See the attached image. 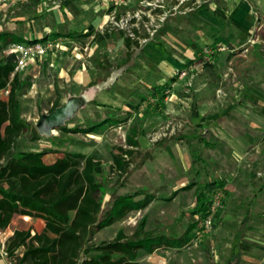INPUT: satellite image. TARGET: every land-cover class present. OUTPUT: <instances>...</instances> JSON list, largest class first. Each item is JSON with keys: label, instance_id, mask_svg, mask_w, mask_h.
I'll return each mask as SVG.
<instances>
[{"label": "rangeland", "instance_id": "obj_1", "mask_svg": "<svg viewBox=\"0 0 264 264\" xmlns=\"http://www.w3.org/2000/svg\"><path fill=\"white\" fill-rule=\"evenodd\" d=\"M65 4L73 19L59 21L54 12ZM81 4H0V31L24 38L41 37L47 28L73 34L59 35L65 37L64 50L19 72L20 117L34 127L56 97L60 105L69 97L84 100L65 123L70 130L55 129L37 140L24 133L16 149L45 151L47 163L65 150L92 154L100 161L96 178L103 207L115 194L137 188L154 193L146 207L93 236L97 244L120 230L130 235L141 220L146 232L170 238L187 233L182 247L139 250V264H234V236L244 220L249 224L240 239L239 264H264V195L253 193L264 179V0H115L106 8L94 0L96 9L86 8L79 22ZM136 14L142 28L126 62L125 47L108 19ZM252 41L260 44L251 49ZM6 52L0 50V58L13 62ZM155 84H170L161 103L148 94ZM109 115L121 121L96 133L71 131ZM133 125L138 151L128 173L118 179L111 153L125 147ZM200 133L211 146L187 141ZM241 137L242 146L237 144ZM193 153L202 160L197 171ZM214 179L227 180L226 192L219 188L203 212L192 214L197 187ZM185 185L191 187L182 189ZM207 215L208 227L198 231Z\"/></svg>", "mask_w": 264, "mask_h": 264}, {"label": "trees", "instance_id": "obj_2", "mask_svg": "<svg viewBox=\"0 0 264 264\" xmlns=\"http://www.w3.org/2000/svg\"><path fill=\"white\" fill-rule=\"evenodd\" d=\"M117 32L124 45L137 42L121 31ZM51 35L60 34L53 32ZM26 40L30 39L11 31H0V50ZM13 69V62L0 58V91L8 88L6 97H0V229H5L15 215L39 218L44 222L40 232L31 234L29 229H15L7 238L5 246L8 252L23 247L18 264H139V250L152 253L161 247L184 246L189 239L187 233L170 238L146 232L143 220L130 235L120 230L109 241L93 242V236L99 230L143 209L156 195L145 188H137L111 196L108 206L103 207L98 198L101 184L96 178L100 161L92 154L65 150L61 156L47 163L43 159L45 151L16 149L24 133L29 132L33 140L41 135L35 126L20 117V79L19 73ZM168 91L169 84H158L151 86L148 92L156 103H161ZM59 100V97L53 100L49 112L60 105ZM120 121V118L109 115L102 122L76 125L71 131L96 133L103 126L116 125ZM56 129L60 132L70 130L65 125ZM137 134L136 126H131L125 147L116 146L111 153L112 169L118 179L128 173L132 156L138 151ZM186 139H197L208 145L201 134L190 135ZM192 157L191 164L197 171V164L202 160L194 153ZM223 186V181L211 180L197 187L196 205L191 213L203 212L211 194ZM190 187L185 185L182 189ZM242 236L240 230L234 236V264H239L238 245Z\"/></svg>", "mask_w": 264, "mask_h": 264}, {"label": "built area", "instance_id": "obj_3", "mask_svg": "<svg viewBox=\"0 0 264 264\" xmlns=\"http://www.w3.org/2000/svg\"><path fill=\"white\" fill-rule=\"evenodd\" d=\"M30 0H0L2 5H21L27 3ZM61 0H53V2ZM115 0H96L97 3H100L102 8H106L109 2ZM136 15H127V16H111L109 20L110 30L121 31L123 35L129 36L131 39H135V35H139V23L136 19ZM64 38L62 36H42L36 39L29 38L30 40L12 43L6 48L7 53H12L14 56L13 72L22 71L29 63H34L36 60H39L45 57L49 53H55L56 51L64 50ZM86 50V48H84ZM184 75V72L181 73ZM8 88L0 91V94L7 95ZM210 223V215H207L202 219V225H199V230H204L208 227ZM0 229V256L4 258L5 264H18L19 258L23 254V247H19L13 250L11 253L8 252L5 246L7 238L3 231ZM31 234H33L31 232Z\"/></svg>", "mask_w": 264, "mask_h": 264}, {"label": "crops", "instance_id": "obj_4", "mask_svg": "<svg viewBox=\"0 0 264 264\" xmlns=\"http://www.w3.org/2000/svg\"><path fill=\"white\" fill-rule=\"evenodd\" d=\"M80 1H82V2H84V4H81V5H79V8H81V10H83V11H81V12H79L80 14H79V16H77V18H76V20L78 21V19H79V22H80V18H84L83 17V15L84 14H82V12H85V10H86V8H92V9H96V7H95V4H94V0H90V2L88 3V2H86L87 0H80ZM42 2V1H41ZM65 7H67L66 6V4L63 6V8L61 9V10H59L58 11V9L59 8H57V10L54 12L55 13V15L58 17V20L59 21H64V20H70V19H73V17H72V15H71V12H69V11H66V9H65ZM84 20V19H83ZM53 32H55L54 31V29L53 28H47V30L46 31H44V33H43V35H40L41 37L42 36H52L51 34L53 33ZM59 31H56V33H58ZM63 33H65V34H60V35H72L73 36V34H71L69 31H67V33L66 32H63ZM118 33V32H117ZM16 34V33H15ZM80 34H83V33H80ZM118 35L120 36V34L118 33ZM142 35H145V33H143ZM39 38V37H38ZM120 38H121V40H122V43H123V39H122V37L120 36ZM136 45L137 44V42H130V44L129 45H124V43H123V45H124V47H125V61L127 62L128 60L127 59H131L132 58V55H133V52H132V49H133V45ZM260 43H259V41H252V44L250 43V45H249V47L251 48V49H255L256 48V46H258ZM249 48V49H250ZM243 51H248V48H244L243 49ZM7 53V52H6ZM14 60V59H13ZM126 74H128L127 72H125V75ZM173 80V79H172ZM172 80H171V82H172ZM155 85H158V84H155ZM161 85V84H160ZM153 86V85H152ZM151 87V86H150ZM150 87H149V89H150ZM169 87H170V84H169ZM149 91V90H148ZM148 94H149V92H148ZM143 99H145V97H143ZM201 134V133H200ZM192 136H194V135H196V134H191ZM202 135V134H201ZM190 136V135H189ZM203 136V135H202ZM192 140H194V139H192ZM207 141V140H206ZM244 141V139H243V137H241V139H239V141H238V143L237 144H239L240 146H242V144H241V142H243ZM139 142V141H138ZM208 142V141H207ZM201 143V142H200ZM207 146H211V143L210 142H208V145ZM71 152V151H70ZM215 180V179H214ZM219 181L221 180V181H223L224 182V186L222 187V190L224 191V192H226V188H227V180L226 179H218ZM253 193L255 194V195H264V179H262V181H261V183H260V181H259V185L256 187V188H253ZM254 213V211H253V207H250L249 206V208H248V214L249 215H252ZM18 222V223H17ZM17 224H19V225H17ZM248 224H249V222H248V220H244V221H242L241 223H240V226H239V228L237 229V231H242V233H243V236H244V231H245V229L247 228V226H248ZM43 225H44V222H43V220H41V219H39V218H32V217H29V216H23V215H15L13 218H12V220H11V222L9 223V225L3 230L4 231V233H5V236L6 237H8V236H10V235H12V233H13V231L15 230V229H24V230H26V229H29L32 233H34V232H40L41 230H42V228H43ZM99 232V231H98ZM242 236V237H243ZM241 237V238H242ZM240 238V239H241ZM1 238H0V243H1ZM240 241L241 240H239V245H238V250H240ZM239 255H240V253H239ZM0 264H5V260H4V258L3 257H1L0 256Z\"/></svg>", "mask_w": 264, "mask_h": 264}, {"label": "water", "instance_id": "obj_5", "mask_svg": "<svg viewBox=\"0 0 264 264\" xmlns=\"http://www.w3.org/2000/svg\"><path fill=\"white\" fill-rule=\"evenodd\" d=\"M84 100L81 97H69L63 104L48 113H42L35 123V128L40 135L49 136L53 131L65 125L75 115Z\"/></svg>", "mask_w": 264, "mask_h": 264}]
</instances>
